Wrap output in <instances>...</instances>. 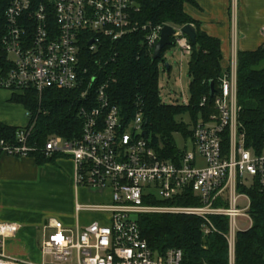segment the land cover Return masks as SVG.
I'll return each mask as SVG.
<instances>
[{"label": "built area", "instance_id": "built-area-1", "mask_svg": "<svg viewBox=\"0 0 264 264\" xmlns=\"http://www.w3.org/2000/svg\"><path fill=\"white\" fill-rule=\"evenodd\" d=\"M135 11L136 0H46L37 5L32 0H7L0 89L41 94L47 89L81 88L79 99L84 104L77 110L82 124L78 139L68 141L53 135L40 148L30 145L33 125L28 122L15 129L11 139L0 137V155L68 157L77 188L109 192L108 202L76 200L77 218L97 216L87 226L66 227L60 220L49 219L42 227L39 248L40 257L49 261L36 264H184L178 250L164 255L150 250L138 222L130 220L133 215L152 213L200 218L202 236L220 234L227 244V264H235L237 235L252 225L250 199L244 190L256 187L264 195V123L259 148L248 147L239 123L238 53H231L217 91L209 95L213 97L211 111L201 113V122H194L187 138L190 150H179L176 158H162L151 147L148 135H142L146 132L142 108L124 123L117 107L111 105L109 89L115 79L110 72L104 73L107 63L97 61V71L88 77L81 65L85 51L97 55L104 42L116 43L136 31L132 22ZM143 28L149 30L145 42L153 51L163 27ZM181 28H173L176 33L170 41L183 58L190 57L191 43ZM207 99H201L200 108H205ZM27 116L30 121L31 114ZM186 195L195 198L198 206L150 204ZM215 217L223 220L224 232L214 225ZM19 231L16 224L0 222V264H35L7 250Z\"/></svg>", "mask_w": 264, "mask_h": 264}, {"label": "trees", "instance_id": "trees-1", "mask_svg": "<svg viewBox=\"0 0 264 264\" xmlns=\"http://www.w3.org/2000/svg\"><path fill=\"white\" fill-rule=\"evenodd\" d=\"M37 5L46 0H32ZM194 4L193 0H136V11L132 22L136 31L116 43L107 41L97 55L83 53L81 65L87 70V77L97 71V61L107 63L105 72L113 74L115 83L110 86V103L116 106L123 122L131 120L138 108L144 115V129L151 147L162 158H176L173 135L182 134L188 138L191 133L175 116L189 111L194 121L198 112L211 111L213 97H209L210 84L217 91L222 76L220 42L201 32L198 24L188 17L183 7ZM7 0H0V59L1 39L5 33L4 10ZM152 28L170 26L181 28L191 25L196 33L195 43H191L189 75L191 99L185 107L166 106L158 97V62L152 60V49L147 47L145 37ZM264 47L254 52L237 55V104L240 108L239 123L248 147L260 146L264 123ZM80 89H47L41 94L35 91L14 93L11 101L22 105L31 114L29 124L33 125L30 145L42 147L49 136H59L73 141L81 136V121L77 110L84 103L79 99ZM207 105L200 108L203 97ZM15 129L0 126V137L11 139ZM37 165L52 162L61 155L45 158L40 153L31 154ZM250 199L249 216L252 225L239 233L236 241L235 264H264V195L254 187L244 190ZM155 206L194 207L198 206L191 195L169 202L151 201ZM220 232L225 231L223 220L212 218ZM201 219L185 214L152 213L139 216L138 227L150 250L164 255L169 250L182 253L184 264H227V244L220 234L203 237Z\"/></svg>", "mask_w": 264, "mask_h": 264}, {"label": "crops", "instance_id": "crops-1", "mask_svg": "<svg viewBox=\"0 0 264 264\" xmlns=\"http://www.w3.org/2000/svg\"><path fill=\"white\" fill-rule=\"evenodd\" d=\"M193 1L194 4H185L183 11L198 24L201 32L219 40L223 70L227 69L233 51L254 52L264 47V0H235L236 3L233 0ZM13 94L0 89V126L24 128L29 122L27 111L11 101ZM51 184L55 185L58 194L50 207L48 204L26 207L23 202L27 195L46 197L43 189ZM101 194H92L75 186L74 166L68 157H57L50 163L37 165L32 157L0 155V222L20 227L16 237V240L20 238L17 240L19 245L10 240L7 244L9 254L39 263L37 230L55 218L66 227L89 225L97 216L81 215L77 218L74 204L76 200L85 201ZM51 214L56 217H50ZM90 216L93 219L88 218Z\"/></svg>", "mask_w": 264, "mask_h": 264}, {"label": "rangeland", "instance_id": "rangeland-1", "mask_svg": "<svg viewBox=\"0 0 264 264\" xmlns=\"http://www.w3.org/2000/svg\"><path fill=\"white\" fill-rule=\"evenodd\" d=\"M232 12V11H231ZM232 15V14H231ZM13 59L12 56L9 57ZM189 57H182L181 51L176 45L169 46L162 54L161 60L158 62V97L162 104L166 106H174V107H185L189 103L191 99L190 94V82L191 77L189 75ZM166 65H168L171 69L168 72L166 70ZM260 68L264 67V62L259 66ZM175 119L179 123H183L187 130L191 132L194 128V118L189 111H183L175 116ZM196 119L201 122L202 117L201 113L198 112L196 115ZM173 140L175 146L179 150H190V144L187 138H184L182 134H174ZM198 167H202V164H199ZM46 197H36V195H27V198L24 200V204L27 205L26 207L29 208L30 206H37V205H50L56 201V194L57 189L55 188L54 184L50 186H46L44 189ZM89 193L88 190H86ZM55 200V201H52ZM109 201V193L103 192L100 196H92L86 199L85 201H80L81 203H88V204H96L101 202H108ZM242 202L244 199L241 200ZM168 208H173L175 206H166ZM50 217H56V215L51 214ZM87 218V217H86ZM85 218V219H86ZM92 218L93 217H88ZM56 219V218H55ZM97 219V217H96ZM95 219V220H96ZM244 223L243 221H241ZM25 225V224H23ZM49 233V232H48ZM18 237V236H17ZM17 240H20V238ZM17 240L13 239L12 241L16 242ZM36 240H37V247L38 251L43 241V230L39 228L36 232ZM10 243V242H8ZM13 243V242H12ZM49 261V258H41L39 262Z\"/></svg>", "mask_w": 264, "mask_h": 264}, {"label": "water", "instance_id": "water-1", "mask_svg": "<svg viewBox=\"0 0 264 264\" xmlns=\"http://www.w3.org/2000/svg\"><path fill=\"white\" fill-rule=\"evenodd\" d=\"M180 31L184 36H186L189 39L190 43H192V44L195 43L196 33H195L194 28L191 25L183 26ZM175 33H176V31L170 26H164L161 29L159 41L155 44V46L153 48V54H152V60L153 61L159 60L161 58L162 51L165 48L172 45L170 38L173 37L175 35ZM89 44H91V42ZM166 67H168V65ZM214 91L215 90H214L213 84H210L209 95L213 96ZM142 135L144 137L147 136L146 132H143ZM130 220L136 223V222H138L139 217L136 215H133L130 217Z\"/></svg>", "mask_w": 264, "mask_h": 264}]
</instances>
